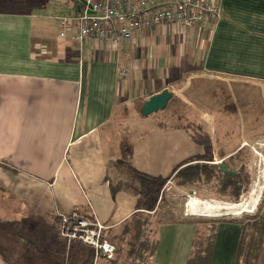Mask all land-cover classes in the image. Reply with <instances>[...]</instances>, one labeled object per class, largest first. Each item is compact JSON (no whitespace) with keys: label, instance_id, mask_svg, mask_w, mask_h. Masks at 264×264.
Here are the masks:
<instances>
[{"label":"crops","instance_id":"0c3cea01","mask_svg":"<svg viewBox=\"0 0 264 264\" xmlns=\"http://www.w3.org/2000/svg\"><path fill=\"white\" fill-rule=\"evenodd\" d=\"M14 1L17 8L0 11V264H60L63 253L64 262L87 254L92 264L85 245L63 248L59 215L80 211L117 237L148 211L140 195L117 186L116 167L169 183L201 154L186 128L143 117L146 101L198 68L251 87L264 102V0H218L217 21L139 32L118 45L60 38L52 12L30 8L37 0ZM67 4L68 19L83 7ZM230 216L212 218L225 222L209 264H235L243 227ZM197 217L159 223L152 264L189 263Z\"/></svg>","mask_w":264,"mask_h":264},{"label":"rangeland","instance_id":"374dc122","mask_svg":"<svg viewBox=\"0 0 264 264\" xmlns=\"http://www.w3.org/2000/svg\"><path fill=\"white\" fill-rule=\"evenodd\" d=\"M37 2L38 6L31 4L30 8H46L49 14L52 12V19L59 22L60 19L66 18L67 3L71 4L72 0H37ZM42 2L47 5L40 7ZM17 5L20 4L14 0H0V11L12 10L17 8ZM230 80L232 79L213 75L204 76L198 68L190 74L187 72L178 83L172 84L171 91L174 97L167 108L151 117L157 118L162 126L188 128L189 132L195 134L197 141L202 143L198 144L201 154L189 160L188 165L219 167L224 163L229 170L240 172L236 179L241 180L242 195L238 199L231 195V191L227 194L219 192L218 181L213 180L208 183L206 177H203L201 181L185 184L182 179L175 178L178 172L173 177V182L168 183V180H165L157 183L156 188L148 187L144 192L137 182L138 175L129 169L127 164L121 168L116 167L124 175H120L121 180H118L117 186L120 189H130L146 201L148 212H145V215L149 218V222L143 231L148 234L153 245L156 242L155 233L159 223L179 222L187 216L196 214L200 223V232L195 244V254L193 252L195 258L199 246H208V236L211 234L208 221L212 218L226 215L232 218L230 214L236 215L237 212L249 210L250 212L240 214V218L257 216L263 219L260 215L264 207V102L260 100L261 94L258 97L250 96L251 93L260 92ZM253 124L263 126H258V132H250L253 128L250 129L249 126ZM240 142L247 146H237ZM152 199L154 201L157 199V205L153 204ZM192 201L198 202V205L188 206ZM207 204L217 209L208 210ZM255 204L257 208L253 212ZM239 205L243 208L242 211L222 210L238 209ZM122 231L117 237H109L108 231L106 232L108 241L111 239L110 242H113L118 250L115 259L108 261L107 264H137L136 262L151 264L152 257L149 252L145 253L144 262L135 260L136 257L130 254L129 245L133 232L120 237ZM256 237H259V233H256ZM201 241L204 244L199 245ZM62 242L63 248L68 249L67 241L63 239ZM71 255L72 252L69 253L70 258ZM91 255L93 256V253ZM86 256L79 258L84 259L83 263L79 264H88L85 261L88 258ZM261 256L264 258V246ZM64 258L68 259L66 253H63L60 264H70L64 262Z\"/></svg>","mask_w":264,"mask_h":264},{"label":"built area","instance_id":"2783aa9c","mask_svg":"<svg viewBox=\"0 0 264 264\" xmlns=\"http://www.w3.org/2000/svg\"><path fill=\"white\" fill-rule=\"evenodd\" d=\"M83 5L73 18L59 20L60 38L77 44L87 40L105 45L130 42L139 32L160 28H195L207 20H219L222 7L218 0H75ZM121 78L127 77L125 70ZM108 227L97 219L74 211L59 215L60 236L68 243L79 242L93 251V262L112 261L115 244L108 241Z\"/></svg>","mask_w":264,"mask_h":264},{"label":"trees","instance_id":"16d2710c","mask_svg":"<svg viewBox=\"0 0 264 264\" xmlns=\"http://www.w3.org/2000/svg\"><path fill=\"white\" fill-rule=\"evenodd\" d=\"M186 129L189 130L188 128ZM188 134L196 144H202L197 141V139L195 138V134L191 132H188ZM207 134L209 135L208 132ZM189 163L190 162L186 163L184 166L179 168L175 178L182 179V181L185 184L188 183L192 184L196 181H201L203 177H206L208 183H210L213 180H215L216 182L218 181L217 186L219 187V192L223 194H227L228 191H231L230 193L231 195H233L235 199H238L242 195L241 180L236 179L237 175L240 172L229 170L228 166L224 163L219 167H216L215 165L211 167L208 165H201V164L188 165ZM127 166L129 169H131L130 165ZM241 172H243V168H241ZM135 174L138 175L137 182L140 184L144 192H146L148 187L156 188L157 183H161L165 181L163 179H154V178L142 176L137 173ZM151 201L153 202V204L157 205V199L155 201L152 199ZM148 222H149V218L145 215V213L138 212L135 215H133L131 220L123 226V231L120 235V237H122L124 235H128L133 232L131 239L132 241L129 243L131 248L130 254L136 257L135 260H139L141 262L145 261L146 259L145 253L147 252H149L153 260L158 249V242L156 241L154 245L151 244L148 234L145 231H143V229L144 230L146 229L145 226H147ZM208 222L210 224V231H211V234L208 236L209 237L208 238L209 242L207 243L208 246L207 247L199 246L200 249L197 253V256L194 258L193 252L195 249L197 236L200 232L199 231L200 223L197 222L198 227L195 234L193 249L191 251L188 264L210 263L211 256L214 250L217 229L219 225L225 221L220 219H212L209 220ZM231 222L240 223L243 227V235L239 245V250L237 253L235 264H264V260H263L264 258H262L261 256L264 246V219L254 216V217L241 218L240 220H232ZM256 233H259V237H256ZM201 244L204 243L201 241L199 245ZM136 263L140 264V262H136Z\"/></svg>","mask_w":264,"mask_h":264},{"label":"water","instance_id":"95a60500","mask_svg":"<svg viewBox=\"0 0 264 264\" xmlns=\"http://www.w3.org/2000/svg\"><path fill=\"white\" fill-rule=\"evenodd\" d=\"M174 94L168 90H165L159 95L151 97L148 101L145 102L141 114L143 117H149L160 111H164L171 100L173 99Z\"/></svg>","mask_w":264,"mask_h":264},{"label":"bare ground","instance_id":"6f19581e","mask_svg":"<svg viewBox=\"0 0 264 264\" xmlns=\"http://www.w3.org/2000/svg\"><path fill=\"white\" fill-rule=\"evenodd\" d=\"M196 200H197V199H196ZM193 202H194V201H192L191 203H189L188 206L191 207L192 205H194V206H195V205H198V204H197L198 202H197V203H193ZM199 203H200V202H199ZM201 205H202V204H201ZM256 205H257V204H255L253 208H256ZM202 206H204V205H202ZM240 206H241V205L238 206V207H239L238 209H237V208H229V209H222V210H232V211H236V212H237V211H242L243 208H241ZM206 207L208 208V210H215V209H217V208H214L213 206H209L208 204H207ZM252 210H253V209H252ZM243 212H245V211H243ZM243 212H242V213H243ZM246 212H248V211H246ZM253 212H254V211H253ZM242 213H241V212H237L236 215H240V214H242ZM193 215H194V216H197L196 214H193ZM208 217H209V216H208Z\"/></svg>","mask_w":264,"mask_h":264}]
</instances>
